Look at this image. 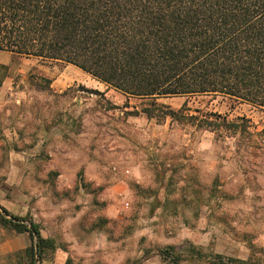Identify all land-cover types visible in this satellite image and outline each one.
<instances>
[{"label":"rangeland","instance_id":"obj_1","mask_svg":"<svg viewBox=\"0 0 264 264\" xmlns=\"http://www.w3.org/2000/svg\"><path fill=\"white\" fill-rule=\"evenodd\" d=\"M6 61L0 206L51 245L39 257L33 231V260L24 248L0 264H51L57 253L64 264H264V111L191 95L156 99L176 115L147 117L152 99L72 65ZM208 113L226 124L189 117ZM15 234L0 226V242Z\"/></svg>","mask_w":264,"mask_h":264},{"label":"trees","instance_id":"obj_2","mask_svg":"<svg viewBox=\"0 0 264 264\" xmlns=\"http://www.w3.org/2000/svg\"><path fill=\"white\" fill-rule=\"evenodd\" d=\"M0 51L69 64L129 98L152 99L139 112L147 117L176 115L156 99L191 95L264 111V0H0ZM189 117L226 124L217 113ZM16 219L0 206V226L29 233L31 261L34 231L42 257L50 240Z\"/></svg>","mask_w":264,"mask_h":264},{"label":"crops","instance_id":"obj_3","mask_svg":"<svg viewBox=\"0 0 264 264\" xmlns=\"http://www.w3.org/2000/svg\"><path fill=\"white\" fill-rule=\"evenodd\" d=\"M7 54L8 52L0 51V65L8 66L6 61ZM27 243V237L22 233H17L13 237H10L9 239L7 238L0 242V256L24 249L27 247ZM51 264H64L60 254H56Z\"/></svg>","mask_w":264,"mask_h":264}]
</instances>
